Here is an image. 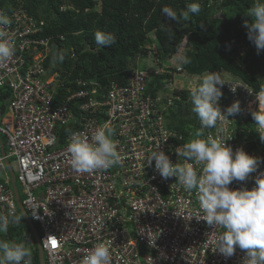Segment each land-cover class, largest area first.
Wrapping results in <instances>:
<instances>
[{
    "label": "built area",
    "instance_id": "obj_1",
    "mask_svg": "<svg viewBox=\"0 0 264 264\" xmlns=\"http://www.w3.org/2000/svg\"><path fill=\"white\" fill-rule=\"evenodd\" d=\"M26 2L15 0L11 12L0 9L11 21L4 30L16 48L13 57L0 63V215L22 214L12 172L21 188L20 205L38 226L34 229L46 264H81L88 250L105 240L112 241V264H244L239 248L227 258L216 251L223 229L201 219L195 190H186L176 177L161 178L154 160L147 166L158 147L173 163H183L175 151L187 143L186 136L190 142L199 131L190 127L185 135L168 118L173 100H179L161 93L171 88V79L162 82L155 96L148 93L152 75L138 69L125 86L113 83L103 89L97 82L74 79L71 84L78 89L70 90L60 73L45 67L52 37L42 36L44 19L31 15ZM66 9L61 5V11ZM233 82L235 93L226 84L229 98L224 104L222 97L219 106L224 112L239 101L241 111L204 129V136H232L226 144L234 151L243 148L264 159L257 125L246 120L258 110L256 96L249 86ZM59 90L66 95L59 98ZM104 124L115 129L120 163L108 171L77 173L70 166V134L84 132L91 140ZM262 176L264 162L247 180L229 187L251 189Z\"/></svg>",
    "mask_w": 264,
    "mask_h": 264
},
{
    "label": "clouds",
    "instance_id": "obj_2",
    "mask_svg": "<svg viewBox=\"0 0 264 264\" xmlns=\"http://www.w3.org/2000/svg\"><path fill=\"white\" fill-rule=\"evenodd\" d=\"M200 7L199 3H189L184 14H198ZM162 12L176 19V12L171 8L164 7ZM250 12L252 19L245 20L243 27L247 29V37L255 45L257 54H260L264 51V0H256ZM10 23V19L0 12V63L7 62L16 51L12 37L8 31L4 30ZM149 36L152 42L146 45L148 53L145 57L150 55L154 65L158 68L142 71L149 72L152 77L170 72L171 78L169 79H171L172 86L161 93L179 97V100L175 99L173 103L178 101L182 105L179 110L178 108L173 110L172 105L168 118L174 124V129L184 134V131L190 127H196L199 131L195 133L196 138L190 142L186 136L187 143L175 151L179 158H183V163H173L170 157L158 147L148 156L147 166L152 167L154 160L155 170L161 178L167 180L176 177L177 182L186 190H195L203 213L201 219L213 229H223L216 239V251L227 258L234 255L236 249L239 248L245 254L244 264H264V176L257 178L255 187L251 189L229 187L233 181L247 180L258 165L264 162V159L249 155L243 148L234 151L230 145L226 144V140L231 139L232 136L227 139L214 138L211 135L204 136V129L215 128L218 121L235 116L241 111L239 101L233 102L224 112L221 111L219 102L222 97V103L226 104L228 101V91L223 88L226 84H231L230 90L235 93L236 86L233 81L244 82L228 75L223 70L189 75L181 68L183 62H189L187 59L184 60L187 50L184 52L181 50L182 55L176 61L174 60L182 44L187 46L186 40H183L175 55L165 56L158 54L153 39L154 34L151 33ZM94 38L97 47H110L116 42L112 34L99 30L94 33ZM65 55L64 51L53 53L51 66L55 67L62 63ZM162 56H165L164 60L168 62V66L161 67L160 57ZM160 69L163 72H159ZM156 71L157 73H154ZM175 74L189 80L188 87L174 88L173 76ZM169 89H171L170 93L167 92ZM183 90L189 93L186 100H183L180 94H176ZM251 90L256 96L255 106L258 104V110L252 112V117L257 125L260 141L264 143V89L259 92H255L252 88ZM192 113L197 115L196 122L190 121L182 123L183 126L178 125V119H193ZM172 114L177 115L176 119H173ZM70 135L68 145L70 166L77 173L108 171L120 163L121 155L117 150V141L113 138L115 129L108 124L99 126L91 140L84 132H72ZM7 203L9 208L14 207L13 202L8 201ZM35 210L33 209V212ZM19 219L21 218L0 215V234H6L9 224L18 222ZM37 239L39 242V236ZM31 255V249L25 242L0 239V264H31ZM42 256L46 264L43 252ZM81 264H112V241L105 240L96 243L92 249L88 250Z\"/></svg>",
    "mask_w": 264,
    "mask_h": 264
},
{
    "label": "trees",
    "instance_id": "obj_3",
    "mask_svg": "<svg viewBox=\"0 0 264 264\" xmlns=\"http://www.w3.org/2000/svg\"><path fill=\"white\" fill-rule=\"evenodd\" d=\"M14 1L0 0V9L11 12ZM193 2L200 4V12L185 15L187 4ZM26 3L31 15L44 19L42 36L52 37L45 67L60 73V80L70 90L78 89L71 84L74 79L97 82L103 89L113 83L125 86L137 60L148 53L146 45L152 42L151 33L159 55H175L186 40L184 60L189 62H183L181 68L189 75L223 70L255 92L264 89V51L257 54L243 27L245 20L252 19L250 9L256 0H27ZM63 4L67 7L65 11L60 10ZM164 7L174 10L176 19L164 14ZM219 13L221 18H216ZM97 30L112 34L116 42L110 47H97L94 38ZM60 51L66 53L64 61L51 66L53 53ZM169 78L168 73L154 75L148 93L155 96L162 81ZM177 93L183 100L189 94L185 90ZM58 94L59 98L66 95L65 90H59ZM181 105L175 101L172 109L179 110ZM192 115L193 119H178V125L197 120V115ZM246 120L249 125L254 121L253 117ZM24 219L29 227L24 229L19 219L16 225L8 226L6 234H0V239L25 242L31 249V264H41L38 235L31 230L38 226L27 215Z\"/></svg>",
    "mask_w": 264,
    "mask_h": 264
},
{
    "label": "rangeland",
    "instance_id": "obj_4",
    "mask_svg": "<svg viewBox=\"0 0 264 264\" xmlns=\"http://www.w3.org/2000/svg\"><path fill=\"white\" fill-rule=\"evenodd\" d=\"M183 44L181 46V49L177 53V55L174 56L175 59L173 58L175 61L177 60L178 57H180L182 55L181 50L184 52L185 50L188 49V46L183 45ZM160 65L162 67L164 65L165 66H168L169 64H168L167 61H165L164 59H162ZM135 68L136 69H140V70H149V69H157L158 67L154 65V61H153L152 57L149 55L147 57H140L137 60L136 64H135ZM189 82H190L189 80H187L186 78L182 77L179 74H175L173 76L174 88H177V89H180V88L185 89L186 87H188ZM170 91H171V89H169V91H167V92L170 93ZM255 133L257 134L256 131H255ZM9 161L12 162V158L9 159ZM5 167H6V165H5ZM6 169L9 172V169L7 167H6ZM0 178H1V174H0ZM14 187L17 188L19 191H21V188H20V186L18 184H16V185L14 184ZM20 218L22 220V226L24 227V229L27 228V227H29L28 223L24 219V216L22 215V216H20ZM25 237L27 238V240H30V237L28 235H26Z\"/></svg>",
    "mask_w": 264,
    "mask_h": 264
},
{
    "label": "water",
    "instance_id": "obj_5",
    "mask_svg": "<svg viewBox=\"0 0 264 264\" xmlns=\"http://www.w3.org/2000/svg\"><path fill=\"white\" fill-rule=\"evenodd\" d=\"M58 144H59V139H56V144H55L54 148H56L58 146ZM11 176H12V186H13V189L15 191V196H16V200H17L18 206L20 207V210H21L23 216L26 217V214H25L24 210L22 209V207L20 205V199L18 197L17 188L14 187L15 179H14V176H13V173L12 172H11ZM31 230H34V233H35V229H31ZM36 244H37L38 253H39V261H40L41 264H45L44 263V260H43V256H42V251H41V248H40V244L38 242L37 237H36Z\"/></svg>",
    "mask_w": 264,
    "mask_h": 264
},
{
    "label": "bare ground",
    "instance_id": "obj_6",
    "mask_svg": "<svg viewBox=\"0 0 264 264\" xmlns=\"http://www.w3.org/2000/svg\"><path fill=\"white\" fill-rule=\"evenodd\" d=\"M258 102V101H257ZM257 106H258V104H257Z\"/></svg>",
    "mask_w": 264,
    "mask_h": 264
}]
</instances>
